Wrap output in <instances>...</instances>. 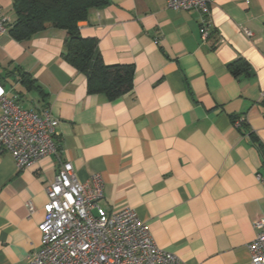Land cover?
<instances>
[{
  "label": "crops",
  "instance_id": "obj_1",
  "mask_svg": "<svg viewBox=\"0 0 264 264\" xmlns=\"http://www.w3.org/2000/svg\"><path fill=\"white\" fill-rule=\"evenodd\" d=\"M0 6L12 25V0ZM209 8L205 42L199 14L167 9L165 0L91 8L80 35L97 41L104 64L133 66L132 89L115 100L87 93L86 77L61 56L63 30L0 37L6 95L58 121L56 155L19 170L0 152V264H27L40 249L45 189L63 163L79 182L99 175L102 210H133L157 247L183 263L251 264L246 245L264 216V0ZM238 60L250 74L232 75Z\"/></svg>",
  "mask_w": 264,
  "mask_h": 264
},
{
  "label": "built area",
  "instance_id": "obj_2",
  "mask_svg": "<svg viewBox=\"0 0 264 264\" xmlns=\"http://www.w3.org/2000/svg\"><path fill=\"white\" fill-rule=\"evenodd\" d=\"M213 0H165L167 9L193 11L200 16L202 42L209 35ZM9 21L0 6V37ZM246 37L251 32L242 30ZM244 118L233 121L239 127ZM58 121L48 109L25 110L18 97L6 95L0 85V152L8 153L21 170L46 155H56L53 138ZM104 183L97 174L79 182L70 163H63L45 189L47 202L38 225L41 247L27 264H185L176 255L157 247L148 227L131 209L105 213L99 202ZM32 212L33 208L28 205ZM254 238L246 245L251 264H264V216L253 223Z\"/></svg>",
  "mask_w": 264,
  "mask_h": 264
},
{
  "label": "trees",
  "instance_id": "obj_3",
  "mask_svg": "<svg viewBox=\"0 0 264 264\" xmlns=\"http://www.w3.org/2000/svg\"><path fill=\"white\" fill-rule=\"evenodd\" d=\"M107 0H12L14 22L7 33L16 42L30 40L45 30L47 25L65 32L63 60L86 77V91L115 100L132 89L133 66L106 65L101 59L97 41L83 38L78 24L86 20L91 8H99ZM234 77L250 74L242 60L228 66ZM20 82L31 89L33 80L20 73Z\"/></svg>",
  "mask_w": 264,
  "mask_h": 264
}]
</instances>
